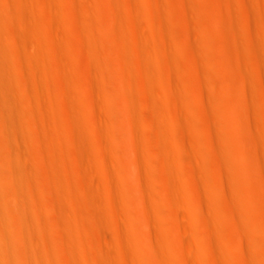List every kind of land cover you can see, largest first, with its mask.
I'll list each match as a JSON object with an SVG mask.
<instances>
[{
	"label": "bare ground",
	"instance_id": "1",
	"mask_svg": "<svg viewBox=\"0 0 264 264\" xmlns=\"http://www.w3.org/2000/svg\"><path fill=\"white\" fill-rule=\"evenodd\" d=\"M0 264H264V0H0Z\"/></svg>",
	"mask_w": 264,
	"mask_h": 264
},
{
	"label": "rangeland",
	"instance_id": "2",
	"mask_svg": "<svg viewBox=\"0 0 264 264\" xmlns=\"http://www.w3.org/2000/svg\"><path fill=\"white\" fill-rule=\"evenodd\" d=\"M174 3H175V2H174ZM176 4H177V3H175V5H176ZM177 5H178V4H177ZM177 5H176V6H177ZM176 6H175V7H176ZM176 8H180V7H176ZM209 9H210L211 14L214 15L215 17L220 16V15H219V14H220V11H219V13H218V11L216 10L215 6H213L212 3H210V5H209ZM79 37H80V36H78L77 38H79ZM77 38H76V39H77ZM82 39H83V38H82ZM82 39L80 38V39H79L78 41H76V42H78L79 44L82 45V43H83V40H82ZM121 104H122V103H121ZM122 105H123V104H122ZM232 105H233V104H231V107H232ZM233 107H234V108H233V109H234L233 111H236V110H237L236 107H235L234 105H233ZM119 118H120V117H119ZM237 125H238V124H237ZM127 126H128V125H127ZM127 126L124 124L123 129H125L124 132H125V134H127V136H128V134H129L128 132L131 130V128L128 126V127L130 128V129H129V128H127ZM238 126H239V125H238ZM130 135H131V131H130ZM130 135H129V136H130ZM201 136H203L204 138H207L204 134H201ZM244 137H245V134H242V138H243V139H244ZM211 138H215V137H211ZM136 158H137V154H136ZM146 190H147V189H146ZM146 190L143 189V192L145 191L144 193H147V194H149V195L153 194L151 191H149L150 193H149V192H146ZM107 260H110V259H107ZM192 260H193V259H192ZM193 262H194V260H193Z\"/></svg>",
	"mask_w": 264,
	"mask_h": 264
}]
</instances>
